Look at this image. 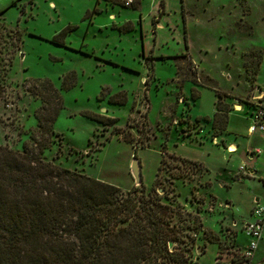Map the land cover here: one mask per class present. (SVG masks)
Wrapping results in <instances>:
<instances>
[{"label":"rangeland","instance_id":"374dc122","mask_svg":"<svg viewBox=\"0 0 264 264\" xmlns=\"http://www.w3.org/2000/svg\"><path fill=\"white\" fill-rule=\"evenodd\" d=\"M0 13L22 39L13 52L0 42V79L7 86L0 144L24 149L42 106L30 89L49 80L62 108L47 159L125 192L140 186L131 172L137 159L146 194L154 187L175 209L172 220L182 230V245L191 248L192 264H264V238L252 259L241 257L243 222L254 193L264 199V176L247 170L242 153L213 151L211 132L203 144L182 134L201 138L203 125L211 130L196 118L212 114L213 88L245 90L243 54L256 45L264 50V0H140L132 6L0 0ZM194 89L200 91L195 101ZM247 93L251 103L253 91ZM239 124L245 131L247 121ZM115 127L121 134L113 133ZM262 143L257 136L251 140L256 150ZM171 151L201 159L208 171Z\"/></svg>","mask_w":264,"mask_h":264},{"label":"trees","instance_id":"16d2710c","mask_svg":"<svg viewBox=\"0 0 264 264\" xmlns=\"http://www.w3.org/2000/svg\"><path fill=\"white\" fill-rule=\"evenodd\" d=\"M105 1L132 6L140 0ZM21 40L0 13V42L13 52ZM243 55L246 77L254 83L264 50L253 47ZM6 89L0 79V104ZM30 90L42 99L37 129L22 151L0 144V264H192L191 248L182 245V230L172 220L175 209L161 202L154 187L148 194L143 184L125 192L45 157L59 135L53 126L62 97L49 80ZM217 95L215 132L226 128L229 112L223 101L229 94ZM164 162L163 156L160 170Z\"/></svg>","mask_w":264,"mask_h":264},{"label":"crops","instance_id":"0c3cea01","mask_svg":"<svg viewBox=\"0 0 264 264\" xmlns=\"http://www.w3.org/2000/svg\"><path fill=\"white\" fill-rule=\"evenodd\" d=\"M256 47L259 46L256 45ZM245 79H246L245 81L246 87L244 91L238 90L235 85H229L222 88L219 87V89L223 91H229L238 96V97L236 96L234 97V95L228 93L229 96H226L223 99V101L228 103L229 105L228 122L225 129L215 132V128L213 127L214 116L217 112V101H218L217 90H219L213 88L216 91L217 100L214 103V110L212 111V114L206 116H200L196 118V121L200 123L207 122L208 124L207 126L211 130L210 131L207 130V128L203 125L201 138H197V135H193V134L191 135H186L184 133L182 134L188 140H193L203 144L202 138H204V136L207 135V133L209 134V132H211L210 136H212V142L214 145V146L212 145V147L215 148L212 149L213 151L219 153L222 149L223 152H225L227 155L230 154L231 157L235 153H242L244 157L248 159V162L250 164L247 170L250 173H254L255 175L257 174L259 176L260 175L264 176V159H262L260 156L261 149H264V143L258 145V147L261 148L258 150L254 149V147H252L251 144V140L254 136H257L260 138V140L264 141V131L257 130L255 132H250V126L253 122V114L259 108L264 109V57L254 83H252L247 77L244 78V80ZM238 83L239 81L237 82V84ZM248 89L253 91V94L251 95L250 98L251 103L246 100L249 94L247 93ZM193 92H194V95L192 96V98L194 99L193 101L198 100V98H200V91L198 89H194ZM184 98L187 99L186 96H184ZM233 101H238V102H233ZM188 115L190 116V114ZM244 119L245 121H247L246 124L247 128L245 131L241 128L242 125L239 124V121ZM180 128L182 129V127ZM199 150H201V148H199ZM171 152L182 158L199 161L201 164H203L206 167L207 171L209 169L208 167L209 164L207 163L205 164L204 161L198 159L197 157H194L192 155H182L177 153L176 151H171ZM238 172H240L239 168L235 167L234 170L231 172V176L234 178V174ZM248 180L254 181L255 179L248 178ZM237 181H241V180H237ZM225 186H227L228 189H230L231 182L225 183ZM251 200H252L251 207L249 208V212H248L249 215L246 218V221L252 219V210L254 206L259 203H264V199L259 198L257 193H254ZM245 222H243V227ZM236 226H238V221ZM263 238H264V234H263ZM263 238L261 241H263Z\"/></svg>","mask_w":264,"mask_h":264},{"label":"built area","instance_id":"2783aa9c","mask_svg":"<svg viewBox=\"0 0 264 264\" xmlns=\"http://www.w3.org/2000/svg\"><path fill=\"white\" fill-rule=\"evenodd\" d=\"M133 0H126L127 4ZM264 109L259 108L253 114V122L250 126V132L257 130L264 131ZM244 170L241 167V171ZM243 231L247 237V244L241 253L245 260L252 259L260 245L264 234V203L256 204L252 210V219L245 222Z\"/></svg>","mask_w":264,"mask_h":264},{"label":"water","instance_id":"95a60500","mask_svg":"<svg viewBox=\"0 0 264 264\" xmlns=\"http://www.w3.org/2000/svg\"><path fill=\"white\" fill-rule=\"evenodd\" d=\"M131 172L132 175L136 181L137 185H141L142 183V177H141V171L139 166V161L137 159H134L132 166H131ZM174 243L170 242V247L173 248Z\"/></svg>","mask_w":264,"mask_h":264}]
</instances>
